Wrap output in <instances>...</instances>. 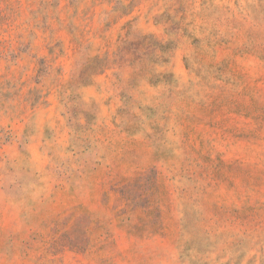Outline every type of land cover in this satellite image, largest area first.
Wrapping results in <instances>:
<instances>
[{
    "label": "rangeland",
    "instance_id": "1",
    "mask_svg": "<svg viewBox=\"0 0 264 264\" xmlns=\"http://www.w3.org/2000/svg\"><path fill=\"white\" fill-rule=\"evenodd\" d=\"M0 264H264V0H0Z\"/></svg>",
    "mask_w": 264,
    "mask_h": 264
}]
</instances>
